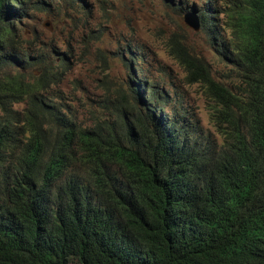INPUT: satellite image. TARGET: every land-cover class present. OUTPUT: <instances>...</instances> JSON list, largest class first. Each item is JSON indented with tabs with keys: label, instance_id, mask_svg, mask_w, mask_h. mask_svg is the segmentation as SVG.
I'll use <instances>...</instances> for the list:
<instances>
[{
	"label": "trees",
	"instance_id": "1",
	"mask_svg": "<svg viewBox=\"0 0 264 264\" xmlns=\"http://www.w3.org/2000/svg\"><path fill=\"white\" fill-rule=\"evenodd\" d=\"M240 1L226 28L201 14L244 71L239 93L170 45L187 79L222 106L217 149L166 90L145 83L135 105H105L84 126L46 92L62 75L24 23L41 8L0 0V264H264V0Z\"/></svg>",
	"mask_w": 264,
	"mask_h": 264
},
{
	"label": "rangeland",
	"instance_id": "2",
	"mask_svg": "<svg viewBox=\"0 0 264 264\" xmlns=\"http://www.w3.org/2000/svg\"><path fill=\"white\" fill-rule=\"evenodd\" d=\"M31 1L41 10H31L24 23L37 35V52L62 75L59 85L51 84L46 92L64 97L63 103L84 126H91L93 116L105 105L111 110L135 105L134 90L147 91L145 83L166 90L198 123L207 143L222 147L227 128L225 116L218 112L222 106L205 85L187 79L170 45L180 41L205 62L217 83L239 93L245 86L244 71L224 58L202 26L200 31L189 28L184 16L195 9L199 16L205 12L226 28L228 12L241 5L240 0ZM32 33L20 29L19 36L26 41ZM64 57L65 65L59 67V58ZM29 73L35 78L41 75L36 67Z\"/></svg>",
	"mask_w": 264,
	"mask_h": 264
},
{
	"label": "water",
	"instance_id": "3",
	"mask_svg": "<svg viewBox=\"0 0 264 264\" xmlns=\"http://www.w3.org/2000/svg\"><path fill=\"white\" fill-rule=\"evenodd\" d=\"M184 22L189 28L193 29L194 31L201 30V18L196 10L188 12L184 16Z\"/></svg>",
	"mask_w": 264,
	"mask_h": 264
},
{
	"label": "clouds",
	"instance_id": "4",
	"mask_svg": "<svg viewBox=\"0 0 264 264\" xmlns=\"http://www.w3.org/2000/svg\"><path fill=\"white\" fill-rule=\"evenodd\" d=\"M188 12H190V11H188ZM200 18H201V16H200ZM201 25H202V21H201Z\"/></svg>",
	"mask_w": 264,
	"mask_h": 264
}]
</instances>
